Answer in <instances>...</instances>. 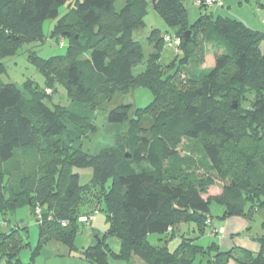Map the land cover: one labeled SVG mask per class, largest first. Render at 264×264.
I'll return each instance as SVG.
<instances>
[{"label": "trees", "instance_id": "1", "mask_svg": "<svg viewBox=\"0 0 264 264\" xmlns=\"http://www.w3.org/2000/svg\"><path fill=\"white\" fill-rule=\"evenodd\" d=\"M116 1L0 0V79L7 73L2 59L26 44L43 43L44 23L59 19V9L68 8L52 31L60 48L67 40V54L47 60L31 56L46 87L28 80L19 88L0 80L4 219L30 208L39 232L33 257L53 240L76 250L75 239L86 226L79 219L104 213L109 231L83 252L90 264L127 262L133 254L148 264H194L197 258L214 264H264V238L257 253L223 251L219 242L206 250L181 235L174 251L168 247L184 223L196 224L202 238L210 237L213 201L224 206V221L251 219L264 210V32L213 12L190 25L184 0H127L119 12ZM200 1L198 7L214 10ZM150 4L174 35L160 38L159 31L152 32L154 52L146 57L133 35L144 26ZM215 4L224 6L223 0ZM167 36L181 43L172 47L176 61L164 65ZM208 47L215 65L201 69ZM142 65L145 69L136 75L135 68ZM57 86L65 90L69 106L52 103ZM134 88L149 89L153 102L131 119V105L109 112L108 122L123 128V147H105L95 155L84 151L97 110L117 92L128 95ZM184 139L198 142L201 158L199 152L181 157ZM19 150L26 171L16 186L6 187V166ZM200 165L212 177H197L190 169ZM75 167L92 170L91 182L82 185ZM216 181L225 184L222 194L205 199ZM21 231L0 233V258L6 264H22L20 254L29 244ZM153 234L169 240L164 247L153 246L147 240ZM109 239L118 241L119 253L110 250Z\"/></svg>", "mask_w": 264, "mask_h": 264}, {"label": "rangeland", "instance_id": "2", "mask_svg": "<svg viewBox=\"0 0 264 264\" xmlns=\"http://www.w3.org/2000/svg\"><path fill=\"white\" fill-rule=\"evenodd\" d=\"M228 11L217 12L215 9L210 8L202 9L197 6L196 0H184V5L188 11L189 23L193 25L198 21V19L205 14L215 13L218 17L219 15H231V17L243 21L248 27L253 30L263 31L264 30V0H224ZM127 0H117L115 3V8L119 12ZM214 8H217V4H213ZM148 15L144 20V26L134 32L133 38L135 41L140 42L143 45L145 56L148 57L154 52L153 45L149 43V38L154 31H159L160 38L166 36L167 34L174 35V30L170 29L163 21L161 16L154 10L152 4L148 7ZM68 12L67 7H61L59 9V19ZM48 20L44 23L43 33L45 36L43 43H31L22 46L16 52L11 55L6 56L2 59V63L5 65L7 73L1 77V82L3 84H15L19 88H24L26 82L32 81L40 89L46 87L45 77L40 73L33 61V53L41 59H50L56 56H64L67 54L68 46H66L67 40H65V48H60L57 40L52 37V31L55 28L58 20ZM250 23L252 26L248 25L244 20ZM262 29V30H260ZM63 40V39H62ZM169 48V49H168ZM208 54L203 59L201 69H210L215 65V53L208 47ZM262 52L264 54V42L262 44ZM201 53L197 54L195 58L201 57ZM176 61V54L171 47L165 46L162 51L161 63L164 65H169ZM194 61V60H193ZM192 63H197L195 62ZM145 69V66H138L135 68L134 73L136 75L140 74ZM153 102V95L149 89L145 88H134L128 95H124L121 92H117L113 99L109 102L102 104L101 110H97L96 117L94 120L95 129L92 131L84 140V151L95 155L98 151L105 147H114V145H121V140L123 138L124 132L123 128L119 125H113L108 122V114L113 109L122 107L125 105H131L129 110V118L133 117V113L137 109H145ZM53 104H61L63 106H69L70 101L66 96L65 90L62 87L57 86V92L52 97ZM123 147V145H121ZM125 151L126 149H121ZM181 157L185 159L190 155H198V142L194 140L184 139L181 146L179 147ZM21 150L18 151L16 159L6 166L7 180L6 187L16 186L22 171H26L24 165L22 164ZM201 158L199 152L198 155ZM195 172V175L200 178H210L212 177L209 173L203 169L202 165L199 168L191 167ZM74 172L79 174L80 182L82 185L88 184L92 180V170L90 169H80L79 167L74 168ZM192 172V171H191ZM223 183L216 181L213 186L208 189V192L204 195L205 199L218 198L222 194L224 188ZM225 208L220 203L213 201L210 204V215L211 220L215 224L223 223L221 220ZM97 219L94 221L93 225H86L83 227L82 232L75 239L76 250L70 251V249L56 241L47 242L46 246H43L37 254L33 257V252L37 247L39 232L36 223V218L32 214L29 207H23L15 212H10L6 219H4L0 211V233L8 234L14 228H21V235L25 244L29 246L25 247L20 254V261L22 264H28L33 259V264H90L88 263L83 255L85 249L94 246L99 243L98 235L103 237L109 231V223L106 220L104 213H97L95 215ZM244 222L248 224V229H246L242 235L245 237H257V235H264V210L256 211L251 219L241 218ZM6 220V222L4 221ZM7 224L4 226V224ZM28 228V232L23 230ZM177 233L186 239L194 240L196 245L199 247H204L206 250L212 246L213 243H217V239H209V236L201 237L197 229L196 224H181ZM163 239V240H162ZM148 242L153 246L164 247L165 241L169 238L162 237L161 235H149L147 237ZM180 239L178 237L174 238L173 241L168 243V247L171 251H174L179 245ZM116 239H109L110 250L114 253H119L120 247L118 249ZM0 264H6L5 260L0 258ZM110 264H148L146 261L141 259L139 256L133 254L130 256L129 261H115L111 260ZM194 264H214L208 262L206 259L197 258Z\"/></svg>", "mask_w": 264, "mask_h": 264}, {"label": "crops", "instance_id": "3", "mask_svg": "<svg viewBox=\"0 0 264 264\" xmlns=\"http://www.w3.org/2000/svg\"><path fill=\"white\" fill-rule=\"evenodd\" d=\"M224 6H219L217 8H214L217 12H226L228 11L226 4L223 0ZM216 15V12L214 13ZM231 16V15H228ZM244 20V19H243ZM248 25L252 26L250 23H248L246 20H244ZM264 27V26H263ZM262 30V29H260ZM264 32V30H263ZM63 41V40H61ZM169 49V48H168ZM97 219L95 218L94 221ZM94 221L91 225L94 224ZM264 225V224H263ZM212 227V234L210 235L209 239H217L219 242V245L221 247V250L223 251H229L234 248H242L249 251H252L253 253H257L260 251V240L264 238V235H257V237H245L242 235V233L248 229V224L244 222L241 218H231L228 220H225L223 223L215 224L212 221L211 224ZM215 231H217V236ZM176 237L180 238V234H176ZM175 237V238H176ZM110 245V244H109ZM118 249H119V243L117 242ZM228 264H235L234 262L228 263Z\"/></svg>", "mask_w": 264, "mask_h": 264}, {"label": "built area", "instance_id": "4", "mask_svg": "<svg viewBox=\"0 0 264 264\" xmlns=\"http://www.w3.org/2000/svg\"><path fill=\"white\" fill-rule=\"evenodd\" d=\"M216 1H217V0H205V5H206V6H210V7H212L213 4L216 3ZM202 3H203V2H201L200 0L196 2L197 5H200V4H202ZM165 41H166V43H169V45H170L171 48H172V47L175 48V47L179 46L180 43H181L180 39H178V38L172 39V38L169 37V36H167V37L165 38ZM176 52H177V50H176ZM36 214H37L38 216H40V214H41V209H40V208H38V209L36 210ZM94 219H95V215H92V216H89V217H88V216H85V217H81V218L79 219V222L82 223V224L90 225V224L94 221ZM6 225H7V224L5 223L4 226H6ZM63 226H66V224H63Z\"/></svg>", "mask_w": 264, "mask_h": 264}, {"label": "water", "instance_id": "5", "mask_svg": "<svg viewBox=\"0 0 264 264\" xmlns=\"http://www.w3.org/2000/svg\"><path fill=\"white\" fill-rule=\"evenodd\" d=\"M190 36H191V32H188L185 34L186 39H188ZM128 158H130V157L128 156Z\"/></svg>", "mask_w": 264, "mask_h": 264}]
</instances>
